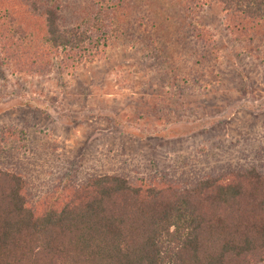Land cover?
Masks as SVG:
<instances>
[{
  "label": "trees",
  "instance_id": "obj_1",
  "mask_svg": "<svg viewBox=\"0 0 264 264\" xmlns=\"http://www.w3.org/2000/svg\"><path fill=\"white\" fill-rule=\"evenodd\" d=\"M206 1L236 39L264 37V0H0V49L18 72L44 76L52 58L92 61L119 35L159 41L179 85L188 75L195 84L207 48L190 36L191 19ZM10 168H0V264H264V172L252 165L203 168L185 181L67 179L64 195L39 200Z\"/></svg>",
  "mask_w": 264,
  "mask_h": 264
},
{
  "label": "rangeland",
  "instance_id": "obj_2",
  "mask_svg": "<svg viewBox=\"0 0 264 264\" xmlns=\"http://www.w3.org/2000/svg\"><path fill=\"white\" fill-rule=\"evenodd\" d=\"M199 12L190 36L206 43L207 61L195 84L188 75L179 85L159 41L141 50L119 35L92 61L52 58L44 76L18 72L0 49V168L25 173L34 200L92 175L134 183L237 165L264 172V37L236 39L207 1Z\"/></svg>",
  "mask_w": 264,
  "mask_h": 264
}]
</instances>
